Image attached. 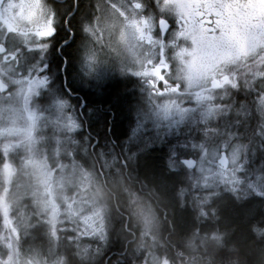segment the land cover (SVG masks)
<instances>
[{
	"label": "snow or ice",
	"instance_id": "6c2138e0",
	"mask_svg": "<svg viewBox=\"0 0 264 264\" xmlns=\"http://www.w3.org/2000/svg\"><path fill=\"white\" fill-rule=\"evenodd\" d=\"M58 15L51 0H0V176L12 185L21 166L32 168L38 185L31 196L34 206L13 202L11 187L0 192V264H49L52 256L57 257L52 264H95L114 231L130 233L132 216L147 234L157 223L151 207L134 200L129 221L121 215L115 229L105 189L127 190L128 181L148 187L130 171L146 145L134 151L131 140L150 128L163 131L190 120L194 110L186 100L195 101L203 138L193 145L199 158L182 162L192 170L189 182L170 197L165 193L171 205L207 218L219 211L216 201L225 192L241 204L244 197H259L264 204V45L236 50L257 32L264 35V0H95L92 15L81 23L95 45L87 51L89 74L109 55L98 51L110 48L120 71L148 86L149 107L136 106L127 151L118 152L111 139L81 134L83 120L63 90L50 84L45 60ZM226 51V58L217 59ZM212 61L211 73L194 78L199 64ZM229 89L247 91L243 99L224 102ZM42 94L47 116L36 103ZM115 99L130 103L118 94ZM229 118L236 126L254 121V127L239 133L223 126ZM42 126L52 134H42ZM257 159L259 167H252ZM177 166L170 158L165 171L176 176L169 169ZM33 233L48 238L42 260L23 248V238ZM144 248L141 241L132 253L143 257L141 264H172L167 255L158 259Z\"/></svg>",
	"mask_w": 264,
	"mask_h": 264
},
{
	"label": "trees",
	"instance_id": "16d2710c",
	"mask_svg": "<svg viewBox=\"0 0 264 264\" xmlns=\"http://www.w3.org/2000/svg\"><path fill=\"white\" fill-rule=\"evenodd\" d=\"M78 36L79 32H76L73 40L67 44L65 76L68 74L71 90L83 91L81 94L85 100V107H87V118L91 123L90 132L98 134L101 141L107 142L111 139L116 143L117 152L121 147L125 150L127 148L125 146L126 135L130 133L127 127L136 115L133 111L139 105L137 93L134 95L133 89L124 87L123 83H130L124 76L126 73L119 76L117 80L104 83H93L84 78L80 80L72 76L71 71L75 70L76 66L72 62L73 47ZM135 83L138 85L136 81ZM83 84L89 86H82ZM127 92L133 93V99ZM116 94L130 103L117 102ZM77 104L76 107L79 105ZM194 116L179 124L175 132L165 135L160 140L154 138L145 143H133L134 151L137 147L143 145L146 147H142V151L137 155V165L133 166L130 171L138 180L148 184V187L141 189L139 183L128 181L125 185L127 190L114 186L105 189L104 203L107 210L113 214L114 228H119L121 215L129 221V213L135 206V200L146 207L150 206L153 213L157 214L159 219L153 226H158L160 223L158 236H156L157 231L152 229L154 238L151 236L148 239H151V242H155V239L162 241L160 243L162 252L166 253L172 264H264V254H262L264 250V243H262L264 242V204L260 203L259 197H244L242 199L245 203L241 204L231 193L225 192L222 198L216 201L215 206L219 207V211L215 215L210 213L207 218L195 212L192 217L190 207L187 211H182L170 203L169 197L175 188L185 186L189 182L191 170L184 169L182 165L171 167L170 172L179 173L171 176L165 171L168 160L171 158L177 161L181 157H194L195 159L199 157V151L193 145L203 138V132L199 126V115ZM254 123L253 121L248 125L236 126L229 118L223 122V126L247 134L251 132ZM251 166L259 167V160L257 159ZM163 211H165L166 219L162 216ZM129 222L132 225L130 233L119 232L117 235L114 231L106 244L104 255H99L95 264H133V260L135 264H141L142 259H135L132 253L136 246L144 240L140 236L143 222L135 216H132ZM211 224L213 227H209ZM134 228H137L138 232L132 237L130 235ZM124 238L127 239L126 242ZM46 239L47 236L43 234L36 236L33 233L25 237L23 248L31 247L37 250L44 246L38 241L48 242ZM213 239L217 244L216 247H212ZM41 251L44 252V250ZM54 260L50 259V261Z\"/></svg>",
	"mask_w": 264,
	"mask_h": 264
},
{
	"label": "rangeland",
	"instance_id": "374dc122",
	"mask_svg": "<svg viewBox=\"0 0 264 264\" xmlns=\"http://www.w3.org/2000/svg\"><path fill=\"white\" fill-rule=\"evenodd\" d=\"M247 41L242 42L236 50H238L240 52H247L251 48H253V47H251L250 42H247ZM261 41L264 42V37H262ZM261 41L255 43V44H258V43L262 44ZM77 43L81 44L83 49H82V51L77 50L78 48L74 49V52L76 54L74 56H72V62H73V60L76 59V62L80 63V70L78 71V70L73 69V71H71L72 76H76L80 80H82L84 78L87 81L93 82V83H104L105 81L109 82L111 80H117V78L119 76H122L125 74V73L120 71V67H119L120 60L115 56V53L111 52L110 48H105L103 51H98V54L101 56L105 55V53H108L109 55L104 56L101 59V61L95 65V71H93V72H91V74H89V70L86 67L87 51L89 48L95 47L94 42H92L90 40L89 36L82 31L79 34ZM105 43H108L107 34H105ZM113 47H114V45H113ZM232 54H234V53H232ZM228 55H229V53H228ZM60 72H61V70L59 68H51V71L48 73V75L50 78V84L53 85L56 89L63 90L62 85H61V81H62L61 77L62 76L59 75ZM124 76L126 78H130V77H133L134 74L131 72H128ZM47 91H48L47 89H44L43 93H47ZM63 92H64V90H63ZM64 94H65V92H64ZM65 96L67 98V94H65ZM142 96L144 97V95H142ZM143 99L146 100L145 97ZM187 101H189V100L185 101L186 105L190 106L189 104H187ZM73 102H75V101H73ZM36 103L39 105L40 110L44 111L45 115L47 116L48 115L47 96L42 94L41 96L36 97ZM78 107H79V105H78ZM143 107L147 108L148 105H143ZM73 108L77 112L76 105L75 106L73 105ZM193 110H194V115H199V113L195 114L196 113L195 108H193ZM194 115H193V117H195ZM176 118L179 119V117H176ZM136 120H137V117H136ZM178 125H173L171 128L165 127V129H166L165 131L164 130L158 131V129H156V128H150V129L146 130V134H142V135L137 136L134 140H131V142L134 144H140L141 142H144V143L149 142L150 140H152L154 138H156L157 140L158 139L160 140L165 135H167V134L170 135L171 133L175 132L178 129ZM135 127H136V125H135ZM167 129H169V130H167ZM41 132L46 137L50 136L52 134L51 130L48 126H42ZM132 133H133V130L130 131V133L126 137L125 146H127L128 143L130 142V139L132 138ZM21 151L23 152V149ZM125 151H127V148H125ZM37 158H41L39 156V154H37ZM181 160H182V157L177 160V165H182ZM257 175H259V173ZM4 187H11L12 188V193H11L10 199L13 202H19V201L23 200L25 204H33L32 200H31L32 192L35 191L36 188L38 187L37 182H36V176L34 175L33 169L32 168L23 169V166H21V168L18 169L17 175H15V177L13 178V184L12 185H7L4 178L2 176H0V192L3 191ZM93 191H94V188H93ZM33 206H34V204H33ZM105 206H106V204H105ZM155 215H156L157 220H158L159 218H158L156 213H155ZM159 225H160V223H159ZM159 225L155 226V227L152 226L151 229L147 231V234H145L146 229H145L144 224H143V227H141V229H140V236L144 239L143 242L145 244L144 252L146 254L152 253L158 259L160 257H162L163 255H166L165 252H162V247H161L162 244L160 245L161 241H157L155 239V242H151L150 241L151 239H148V237L152 236V238H154V236L152 235V229H155L157 231L156 236H158V232L160 229ZM2 230H3V220H2V217H0V231H2ZM24 239L25 238H23V245H25ZM46 240H48V238ZM212 241H213L212 247H216L217 244L215 243V240L213 239ZM38 243H42L44 246H42L41 248H39L37 250L35 248H31V247H27L24 249H25V251H27L29 248L33 249L34 250L33 255H35L38 260H42L43 257L47 256V254H48L49 244H48V242H44V240H39ZM105 247H106V244L103 246V249H102V252L100 255H104ZM41 250H44V252H42ZM159 253H161V254H159ZM137 256H139V255H137ZM50 259L56 260L57 257H55V256L49 257V264H52V261H50ZM141 259H143V257H141L139 260H141Z\"/></svg>",
	"mask_w": 264,
	"mask_h": 264
},
{
	"label": "flooded vegetation",
	"instance_id": "af4514ba",
	"mask_svg": "<svg viewBox=\"0 0 264 264\" xmlns=\"http://www.w3.org/2000/svg\"><path fill=\"white\" fill-rule=\"evenodd\" d=\"M181 2L191 4L194 2H198V0H181ZM51 3L55 8L58 9L59 15L56 23L57 31L55 36L50 41L45 62L48 63L51 66V68H59L61 70L59 74L60 76H62L61 85L64 92L67 94V99H69L72 106L73 105L75 106L76 103L79 104V107H77V113L84 122L83 132L81 134L87 133L90 134L93 138H101L98 134L91 133L89 130L91 123L88 122L87 107H85V100L81 94L83 93V91L80 92L77 89L71 90L70 88L71 82L69 81L68 74L67 76H65V66L67 65V44L73 40V35L76 32L77 33L79 32V34L82 32L81 23L83 22V20H85L86 18L92 15L95 7V0H51ZM262 37H264V35L257 32L256 34L245 39L243 42H246L248 40L247 42H250L251 47H255L261 44V43L258 44L255 43L260 42L262 40ZM77 41L78 40H76L73 49H76L81 45L77 43ZM240 44L241 43L237 45V48L240 46ZM261 45H264V42H262ZM82 49L83 47L81 48L80 51H82ZM227 56H228V52L226 51L222 56L217 57V59H224ZM215 63L216 61L199 64L197 66V73L194 74V78H198V75L204 72L211 73L214 69ZM75 70L78 71L80 70V63H77ZM127 80L130 81V83H123L124 87L126 88L130 87L131 89H133L134 95L137 93L136 96L138 97L139 105L142 106L148 105V97H147L148 92L146 91L148 86L144 84L143 80L136 75L128 78ZM135 81L137 82L138 85H136ZM82 86H89V85L83 84ZM216 91L219 93H223L225 90L218 89ZM246 91L247 90L245 89H229L228 95L223 97L224 102H227L229 99H243L245 97ZM142 95H144L146 100L143 99L144 97ZM72 100L75 102H73ZM187 104H189L190 107L195 108L194 100L187 101ZM133 112L136 114L135 110ZM198 113H199L198 110H196L195 114ZM136 115L133 116V120H131L130 126L127 127L129 132L132 131L136 125L135 122L137 117ZM127 136L128 134L126 135V137ZM114 144L116 145L115 142ZM162 216L163 218H165V211H163Z\"/></svg>",
	"mask_w": 264,
	"mask_h": 264
},
{
	"label": "bare ground",
	"instance_id": "6f19581e",
	"mask_svg": "<svg viewBox=\"0 0 264 264\" xmlns=\"http://www.w3.org/2000/svg\"><path fill=\"white\" fill-rule=\"evenodd\" d=\"M81 48H82V45H80L77 50H81ZM75 54L76 53L73 51V55L72 56H74ZM73 64H74V66H75V64L77 66L76 59L73 60ZM76 66H75V69H76ZM128 95H131V99H133V93L132 92H129ZM136 165H137V160L135 161V163H134L133 166L135 167ZM209 227H213V224H211V226H209ZM137 232H138V229L137 228H134V231L131 232V235L130 236H132V237L135 236L137 234ZM124 239H125V242H126L127 239L126 238H124Z\"/></svg>",
	"mask_w": 264,
	"mask_h": 264
},
{
	"label": "water",
	"instance_id": "95a60500",
	"mask_svg": "<svg viewBox=\"0 0 264 264\" xmlns=\"http://www.w3.org/2000/svg\"><path fill=\"white\" fill-rule=\"evenodd\" d=\"M187 159H193V160H195V158L194 157H184V158H182V162L184 161V160H187Z\"/></svg>",
	"mask_w": 264,
	"mask_h": 264
}]
</instances>
